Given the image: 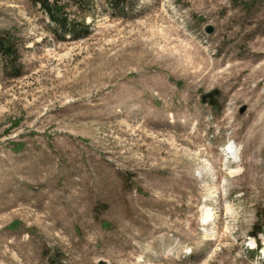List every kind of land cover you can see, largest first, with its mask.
Returning <instances> with one entry per match:
<instances>
[{"label": "rangeland", "instance_id": "obj_1", "mask_svg": "<svg viewBox=\"0 0 264 264\" xmlns=\"http://www.w3.org/2000/svg\"><path fill=\"white\" fill-rule=\"evenodd\" d=\"M56 2L73 35L0 0V264H264V181L229 126L264 0Z\"/></svg>", "mask_w": 264, "mask_h": 264}, {"label": "bare ground", "instance_id": "obj_2", "mask_svg": "<svg viewBox=\"0 0 264 264\" xmlns=\"http://www.w3.org/2000/svg\"><path fill=\"white\" fill-rule=\"evenodd\" d=\"M245 27L247 28V25ZM254 31L255 29L252 27L244 32L241 30L242 33L239 34L238 40H241L246 36L250 37L251 33ZM233 32L238 33L239 29H234ZM249 44V48H245L244 51L241 52L243 61L236 65L234 64L235 66L233 65L235 68L237 67V71H233L231 79L233 85L241 86V90L236 93L243 98H247L251 102V109L247 116L242 120L238 121V119L233 118L229 126L232 128L231 132L233 131V134L239 133V136L241 133V140L244 141L243 148H246L247 150L246 168L250 169V173L249 171L245 172L247 176L246 182H252V184H254L256 182L264 181V160L262 158V154L264 153V85L262 91L258 89V84L261 80H264V38L259 36L256 39L250 38ZM251 82L255 83L254 87L251 86ZM239 139L240 137H238V140ZM234 151L235 150H233L231 144H228L225 148V153L231 154ZM233 154L235 155L236 153ZM243 157L242 151H240L239 156L234 160V163H236V165H242L245 168V159L243 160ZM207 216L212 217L210 213H208Z\"/></svg>", "mask_w": 264, "mask_h": 264}, {"label": "trees", "instance_id": "obj_3", "mask_svg": "<svg viewBox=\"0 0 264 264\" xmlns=\"http://www.w3.org/2000/svg\"><path fill=\"white\" fill-rule=\"evenodd\" d=\"M34 1H38L41 4V6L45 9L52 23H54L59 28H61L64 33L73 35V33L77 29L78 21L75 18H70L67 12L64 10L63 6L58 5L56 0L53 1L34 0ZM122 3L125 5L126 0H122ZM112 7L113 9H118L119 4L115 3V5H112ZM81 23L84 24L83 20H81ZM0 47H2L1 42H0ZM4 53H9V52L4 51ZM253 234L255 235L256 232H254Z\"/></svg>", "mask_w": 264, "mask_h": 264}, {"label": "water", "instance_id": "obj_4", "mask_svg": "<svg viewBox=\"0 0 264 264\" xmlns=\"http://www.w3.org/2000/svg\"><path fill=\"white\" fill-rule=\"evenodd\" d=\"M212 26L210 24H206L204 26V30L206 32H211L212 31ZM219 97V91L217 89H212L208 92H205L201 95V100L202 102H207L209 104H215L218 101ZM245 109V106L241 107L240 112H242Z\"/></svg>", "mask_w": 264, "mask_h": 264}]
</instances>
